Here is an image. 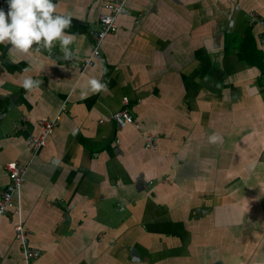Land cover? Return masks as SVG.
<instances>
[{
  "label": "crops",
  "instance_id": "1",
  "mask_svg": "<svg viewBox=\"0 0 264 264\" xmlns=\"http://www.w3.org/2000/svg\"><path fill=\"white\" fill-rule=\"evenodd\" d=\"M105 1L54 0L73 16L72 61L58 43L0 44V192L3 164L24 165L20 214L39 254L23 261L9 207L0 264H264V0H126L81 70ZM248 40L259 66L238 58ZM26 76L40 87L26 92ZM90 78L107 90L83 99ZM122 108L138 127L110 117ZM55 115L33 151L36 120Z\"/></svg>",
  "mask_w": 264,
  "mask_h": 264
},
{
  "label": "clouds",
  "instance_id": "2",
  "mask_svg": "<svg viewBox=\"0 0 264 264\" xmlns=\"http://www.w3.org/2000/svg\"><path fill=\"white\" fill-rule=\"evenodd\" d=\"M6 2L8 11L0 9V44L24 53L35 49L51 54L58 43L59 53L65 61L75 59V50L71 46L76 42V34L66 31L72 27L71 13H58L54 0H6ZM41 83L42 81L33 79L32 76H26L20 86L26 92H32L38 89ZM81 87L86 89L82 91L81 98L87 99L89 93L106 91L107 83L90 78Z\"/></svg>",
  "mask_w": 264,
  "mask_h": 264
},
{
  "label": "built area",
  "instance_id": "3",
  "mask_svg": "<svg viewBox=\"0 0 264 264\" xmlns=\"http://www.w3.org/2000/svg\"><path fill=\"white\" fill-rule=\"evenodd\" d=\"M129 11L126 7V0H107L102 4V11L98 14V29L91 33L92 44L88 56L80 65L83 70L91 65L98 58L100 45L103 39L109 34H115L117 29L116 19L119 15H128ZM250 20H255L252 12H248ZM123 103H127L125 97L122 98ZM113 120H120L124 123L132 124L138 127L126 108L116 110L110 114ZM22 121L25 118H21ZM57 123V115L52 118H40L36 120V124L40 128L37 135L31 136L28 146L36 151L40 146L44 145L46 138L52 132ZM19 128L18 124H14ZM145 148H154L156 146V137L150 134L142 135ZM33 153V152H32ZM3 169L7 174V182L5 188L0 192V216L7 214L9 207L11 213L16 217V221L12 225L13 238L18 243L23 261L26 263L38 257V250L28 245L27 234L21 219L20 207L18 201L19 189L23 181L25 166L15 161H7L3 164Z\"/></svg>",
  "mask_w": 264,
  "mask_h": 264
},
{
  "label": "trees",
  "instance_id": "4",
  "mask_svg": "<svg viewBox=\"0 0 264 264\" xmlns=\"http://www.w3.org/2000/svg\"><path fill=\"white\" fill-rule=\"evenodd\" d=\"M238 58L244 59L247 63L254 65L259 66V64H262V62H260L261 56L259 55L258 50L254 48V45L251 42L249 43V40L244 44H240ZM258 58H260L259 61L257 60ZM262 71L263 70L260 68V73H262Z\"/></svg>",
  "mask_w": 264,
  "mask_h": 264
}]
</instances>
